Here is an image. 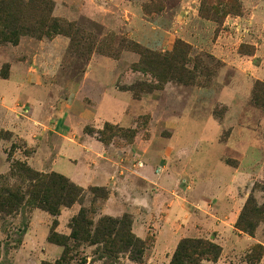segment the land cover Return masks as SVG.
Listing matches in <instances>:
<instances>
[{"label":"rangeland","instance_id":"374dc122","mask_svg":"<svg viewBox=\"0 0 264 264\" xmlns=\"http://www.w3.org/2000/svg\"><path fill=\"white\" fill-rule=\"evenodd\" d=\"M22 1L0 44V264H170L184 240L219 249L197 264H264V81L227 63L259 65L264 0ZM28 171L83 193L53 216Z\"/></svg>","mask_w":264,"mask_h":264},{"label":"trees","instance_id":"16d2710c","mask_svg":"<svg viewBox=\"0 0 264 264\" xmlns=\"http://www.w3.org/2000/svg\"><path fill=\"white\" fill-rule=\"evenodd\" d=\"M36 2V3H44V0H30V2ZM29 2V3H30ZM11 5H15L17 7H21L24 5L22 0H1L0 1V44L4 43H11L15 46L19 44V27H18V21L20 16L18 15L19 10H14L12 14H8V9ZM32 175L36 176V180L39 181V183L47 184L48 186H52V190L55 191L56 195L54 196V203H50L49 200H45L42 198L43 202V208L46 209L48 212H50L53 216L59 215V209L57 210L58 206H71L76 202L74 197L78 192L83 193L80 189H77L72 184H69L67 187L62 186L60 178H58L56 175H51L49 177H42L38 173H34L32 171H28ZM77 192V193H76ZM76 193V194H75ZM66 195L69 198H71L70 201H63V196ZM59 207V208H60ZM258 211V210H257ZM111 223L120 225L122 231L126 229V227L121 224V222H115L109 219ZM88 224L84 213L82 212L79 216V218L76 220L75 228L73 229V239L79 240L81 238V233L86 230V225ZM241 226V220L240 225ZM253 227L251 226V229ZM118 230V228L115 230L116 233H121L122 231ZM52 242L55 241V237L51 238ZM94 242V241H93ZM139 245V246H138ZM143 243L137 242V246L134 247L132 250V258L133 261L137 263H141L143 260V253L145 251ZM211 257V259H217L219 254V249L213 245H210L208 243L202 242L200 240H184L182 241L170 264H197V261L200 260L203 257Z\"/></svg>","mask_w":264,"mask_h":264},{"label":"crops","instance_id":"0c3cea01","mask_svg":"<svg viewBox=\"0 0 264 264\" xmlns=\"http://www.w3.org/2000/svg\"><path fill=\"white\" fill-rule=\"evenodd\" d=\"M197 27H198V25H197ZM215 51H217V50H215ZM262 55H264L263 49L261 51L258 50L255 58L253 59V60H260V58H261V60L258 62L259 63L258 66H254V65L251 66V62H249V60H247V58H245V57H241V56H238V55H232L231 57L233 59V62L232 63L227 62V63H228V67H234L237 70L236 73H235V76H234L235 78L232 79L233 82H234V80H238L239 79L241 82L245 83L247 88H249L252 80L259 79V80H263L264 81V61H263L264 60L263 59L264 56H262ZM104 95H106L105 92H104ZM233 96H235V94ZM235 97H238V96H235ZM105 100L107 101L105 103V105H104L105 107L104 108L102 107V109L104 111L108 110L109 112H111L114 109V110H118V112H120L121 107H122L123 104H126V106H127V104L129 105V103H132V96L129 93H120L119 92V93H116L115 95H107ZM124 102H126V103H124ZM109 103H112V107L111 108H109V106H107ZM57 127L59 129L67 130L69 128V125L67 124L66 121L60 120L58 122ZM174 127H178V125L175 124ZM26 142L28 144H30L28 142V140H26ZM32 142H33V140H32ZM29 146L32 147V145H29ZM43 150L40 149V148L37 149V153L36 154H38L39 151H43ZM59 160H67V159L65 157H60L59 156L58 161ZM58 161H55L56 163L54 162L53 164H56V166H57L58 165ZM99 174H100L99 177H101L100 180H99L100 181L99 183H103V182H107L108 181L107 177H109V176H108V173L106 171H99ZM114 184H116V183H114ZM106 186H109L108 182H107ZM115 189H117V187ZM115 199H116L115 196H113V198L110 199V202H114L113 200H115Z\"/></svg>","mask_w":264,"mask_h":264}]
</instances>
